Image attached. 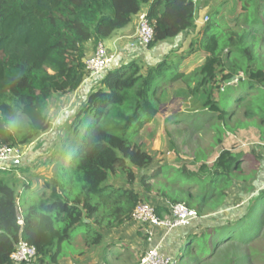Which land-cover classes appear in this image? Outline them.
Listing matches in <instances>:
<instances>
[{"label": "trees", "instance_id": "obj_1", "mask_svg": "<svg viewBox=\"0 0 264 264\" xmlns=\"http://www.w3.org/2000/svg\"><path fill=\"white\" fill-rule=\"evenodd\" d=\"M214 1L0 0V148L25 147L35 142L47 127L46 109L51 99L76 93L89 77L84 65L87 46L95 48L99 42L113 38L132 25L143 9L154 33L146 50L182 34L186 36L187 44L178 57L182 62L169 84H183L178 94L191 101L192 113L209 107L217 115L221 123L217 131L224 130V136L215 139L216 147L236 130L264 127V0H234L241 1V8L234 9L228 24L216 20L227 2L222 1L220 8L212 11L210 5ZM199 11L208 14L207 22H202ZM15 46L39 52L37 61L10 54L9 50ZM169 54L152 65L130 60L92 78V88L74 112L65 140L67 143L72 138L76 146L71 144L59 153L62 159L68 157L69 169L66 172L63 163L60 167L54 163L55 174L44 184L46 190L40 192L35 204L26 210L21 208L15 187L18 180L11 173L18 164L10 169L0 168V172L11 173L0 177V264H12L10 255L21 240L36 249L38 264H59L65 260L61 259L62 245L80 225L94 223L98 227L91 242L85 240V246L92 245L89 251H93L103 244L102 232L110 233L131 223L136 205L143 201L132 188L137 180L135 170L141 172L140 184L148 188L143 172L150 169L158 177L163 168L154 171L153 155L138 140H129L127 133L136 124L134 133L139 137V132L159 115L161 102L154 83L170 68ZM227 82L231 83L227 92L219 91ZM194 84L205 89L196 91ZM233 90H238V97L235 108L229 112L219 105L220 94L227 95ZM232 122L234 126L229 125ZM232 139L233 135L229 140ZM252 155L261 158L253 150L248 158ZM244 160L241 153L222 150L210 166L201 164L198 170L201 180L206 178L215 187L221 182L211 199L222 202L238 180L250 182L249 178H240V164ZM181 170L188 176L194 175L185 167ZM111 180H120L125 186L117 187ZM204 194L202 202L210 200L209 192ZM263 195L264 189L254 190L245 205L246 211L236 222L201 233L185 232L178 251L171 256L172 264H210L221 252L228 254L225 264H248L256 253L239 251L241 247L250 251V245L232 237L221 244L216 232L242 222L252 210V200ZM157 197L167 204L157 205L158 215L168 214L169 205L184 204L197 211L201 216L198 220L203 219L202 211L191 207L190 200L172 199L164 189ZM16 207L21 223L16 217ZM197 222L182 229H190ZM261 226L264 227V213Z\"/></svg>", "mask_w": 264, "mask_h": 264}, {"label": "rangeland", "instance_id": "obj_2", "mask_svg": "<svg viewBox=\"0 0 264 264\" xmlns=\"http://www.w3.org/2000/svg\"><path fill=\"white\" fill-rule=\"evenodd\" d=\"M222 1L224 3L226 1L227 4L220 8L219 5ZM210 7L212 11H214V8H220L221 12L216 20L219 23L228 24L233 19L234 9L240 11L241 1L216 0ZM205 16H208V14L204 15L200 12V18H202L203 23H205ZM196 22L198 24L201 23L198 20V14ZM120 36V32H117L113 38L104 41L105 47L112 55L116 51L113 48L114 41ZM185 40L186 36L182 34L176 40L167 41L164 47L155 49V51L158 50L159 52L154 57H149L151 53L148 51L147 53L138 51L136 48L141 47L137 45L135 49H126V56L121 61L122 63H127L129 59H136L135 61L139 60L143 64L148 65L151 59L154 62H158L167 53H171L168 51H176V53L172 52L168 55V62H172L169 65L170 68L154 83V88L157 90V98L161 102L159 115L139 132V137H135L134 133L136 124L127 133L129 140H138L141 147L153 155L155 162L151 168L154 171L163 168V174L158 177L153 176L150 169L143 172L147 179L144 184L148 188L140 184L141 172L135 170L137 180L132 188L138 193L139 197L153 206H164L167 205L166 202L157 197L159 191L164 189L166 194L172 199L190 200L191 207L200 209L202 211L201 214L204 215L202 216L203 219L197 220L198 222L192 228L182 229L183 231L177 229V231L170 232V241L168 236L163 248L165 255L170 258L178 251L180 241L185 232L193 230V232L201 233L204 230L227 222H236L246 211L245 205L249 196L252 197L254 195V190L258 188L264 189V127L236 130L235 133L237 132V135L235 133L226 135L223 143L216 147L215 139L224 136V130L217 131L221 129V125H219L221 123L217 120V115L212 113L209 107L204 111L192 113L191 101H185L186 99H183L178 94V89L183 88V84L178 82L172 83V85L169 84V80L177 73L178 66L182 62L178 57L183 52V47L187 44ZM91 46L94 51L93 45ZM129 47L132 48L131 45ZM9 53L34 62L37 61L39 52H30L21 46H15L9 50ZM176 62L178 63L176 64ZM217 86L218 83L214 85L215 88ZM193 87L196 91L205 89L204 86H198L197 84H194ZM224 88L221 85L219 91L223 92L225 90L227 92ZM237 92L238 90H233L227 95L220 94L219 105L229 112L232 111L236 106ZM84 93L85 90L82 89L78 93L52 98L46 109L47 127L45 131L32 144L20 147L21 155L17 163L19 167L12 170L11 173L12 177L14 176L18 180L15 187L17 192H19V203L22 210H26L35 204L39 199L40 192L46 190L44 189V184L51 181L56 171L54 163L57 162L59 167L63 163L64 170L68 171V157L62 159L59 153L65 150L63 148H68L71 144V147L76 146L72 138L68 139L69 142L67 143L65 140L69 135L68 131H70L73 114L85 99L86 93ZM229 125H233V122ZM232 135L234 139L229 140ZM222 150L233 151L235 154L241 153L245 156V160L240 164V178H249L250 182L244 183L242 179L238 180L237 183H234L235 187L232 186V189L230 188L228 191L227 197L222 202L218 201L217 203L211 198L212 194L216 195L218 192L221 182L217 183V187H215L216 184L212 186L208 179H200L198 170L203 163L210 166ZM252 150L260 153L261 158L255 159L253 155L248 158ZM56 155L57 161L55 160ZM11 166L13 165L7 162L2 165V168L10 169ZM183 167L190 173L193 172L194 175L183 174L181 170ZM11 173L0 172V177L5 178ZM111 183L117 187L125 186L120 180H111ZM258 183L259 185H257ZM26 186H30V188H24ZM247 188H249L248 191L246 190ZM187 190L193 196L192 198H190ZM204 192H209L210 200L202 202V198L205 196ZM252 206V210L250 208L251 212H248L247 217L242 222L233 226H226L221 230L218 229L216 233L218 238H220L219 242L221 244L227 238L232 237L239 243L250 245V251L246 250L247 247H241L239 251V253H256V256L248 261V264H264V227L261 226L262 214L264 213V195L257 200L254 198ZM130 224L110 233L102 232L105 236L103 244L93 251H89L93 248L92 245L85 246V240L88 238L91 242V237H93L98 227L96 228L94 223H91L90 226L80 225L70 232L69 241L62 245L63 257L61 259L65 258V260L59 264H136L143 257L146 244L142 246L144 239L138 235V227ZM135 233L138 235L137 239L134 238ZM258 237L259 239L257 240ZM205 238L208 239L207 235ZM106 246H109L108 251H105ZM183 250L184 248L181 251V257L183 256ZM88 251L90 257L81 259L84 258ZM80 254L84 256H79ZM227 255V252H221L210 264H225ZM177 259H179V256Z\"/></svg>", "mask_w": 264, "mask_h": 264}, {"label": "built area", "instance_id": "obj_3", "mask_svg": "<svg viewBox=\"0 0 264 264\" xmlns=\"http://www.w3.org/2000/svg\"><path fill=\"white\" fill-rule=\"evenodd\" d=\"M204 21H208V16H205ZM153 35V29L148 22L146 11L143 9L136 16L134 39L140 46L146 47L153 41ZM113 63L114 56L109 53L104 42H99L93 53L84 61L88 78L103 75L112 68ZM230 85L231 83L227 82L223 88L226 89ZM20 155V147L0 148V168L7 162L18 160ZM199 218L201 217L197 211L184 204L169 205L168 214L158 215L157 206L140 201L131 218V223L143 232L144 245L146 244L143 257L138 264H172L173 259L162 252L165 238L174 230L191 226ZM156 231L159 233L158 237ZM36 254L34 247L21 240L10 255V261L12 264H38Z\"/></svg>", "mask_w": 264, "mask_h": 264}, {"label": "crops", "instance_id": "obj_4", "mask_svg": "<svg viewBox=\"0 0 264 264\" xmlns=\"http://www.w3.org/2000/svg\"><path fill=\"white\" fill-rule=\"evenodd\" d=\"M135 26H136V18H135V20H134V22H133V24L132 25H130L128 28H126V29H124V30H122V31H119L120 32V37H118V38H116L115 39V43L113 44V48L114 49H116V51L115 52H113V56H114V65L113 66H115V65H118V64H121L122 62V60L125 58V56H126V53L127 52H125V50L126 49H135L136 48V46L138 45V46H140L138 43L136 44V41H135V39H134V33H135ZM133 28H134V30H133ZM133 30V31H132ZM176 40V39H175ZM167 44V42H165V43H163V44H159V45H157L155 48H153L152 50H146V47H142V46H140L141 48H136V49H138V51L140 50V51H143V52H145V53H147V51L149 52V53H151L150 55H149V57H154V56H156L157 55V53L159 52L158 50H156L155 51V49H161V47H164V45H166ZM132 46V48H130L129 46ZM93 52V50H92V46L91 45H89V46H87V52H86V57H88V55H90L92 52ZM168 52H174V51H168ZM167 54H169V53H167ZM166 54V55H167ZM163 58V57H162ZM131 59H129V61H130ZM161 60V59H160ZM128 62V61H127ZM116 63V64H115ZM153 63H156V62H154V61H152V59H151V62H149V64L148 65H152ZM112 66V67H113ZM92 88V78H87L84 82H83V85L81 86V88L79 89V91H77L76 93H78V92H80L82 89H84L85 90V93H87L90 89ZM84 93V94H85ZM257 185H259V183L257 184ZM194 210V209H193ZM196 211V210H195ZM203 218V217H202ZM202 220V219H201ZM197 221V220H196ZM200 221V220H199ZM193 224H194V222H193ZM200 224V223H199ZM198 224V225H199ZM130 225H132V223L130 224ZM129 228H131V227H129ZM137 232H138V235L140 236V238L142 237L143 239H144V234H142L143 232L142 231H140L139 230V228L137 229ZM140 232V233H139ZM172 233V232H171ZM171 233H169L168 235H167V237L169 238V241H170V236H171ZM156 234H157V237L159 236V233H158V231H156ZM137 233H135V239H137ZM173 236V235H172ZM167 237L165 238V241H167ZM172 238V237H171ZM145 240V239H144ZM142 245V244H141ZM142 246H144V244L142 245ZM107 247V246H106ZM106 249H108V247L106 248ZM144 249V248H143ZM108 251V250H107ZM144 252V251H143ZM142 252V253H143ZM105 254V253H104ZM105 256V255H104ZM88 257H90V255L88 256V254L87 255H85L84 256V258H81V259H86V258H88ZM105 258H106V256H105ZM80 260V259H79ZM78 260V261H79ZM87 260H90V259H87Z\"/></svg>", "mask_w": 264, "mask_h": 264}, {"label": "water", "instance_id": "obj_5", "mask_svg": "<svg viewBox=\"0 0 264 264\" xmlns=\"http://www.w3.org/2000/svg\"><path fill=\"white\" fill-rule=\"evenodd\" d=\"M136 44H137V42H136ZM235 134L237 135V132ZM10 163L12 165H15V164L18 163V160H12ZM16 217H17L18 222L21 223L22 222V217H21V214H20V210L17 207H16Z\"/></svg>", "mask_w": 264, "mask_h": 264}, {"label": "clouds", "instance_id": "obj_6", "mask_svg": "<svg viewBox=\"0 0 264 264\" xmlns=\"http://www.w3.org/2000/svg\"><path fill=\"white\" fill-rule=\"evenodd\" d=\"M10 163V162H9ZM7 169V168H6Z\"/></svg>", "mask_w": 264, "mask_h": 264}]
</instances>
